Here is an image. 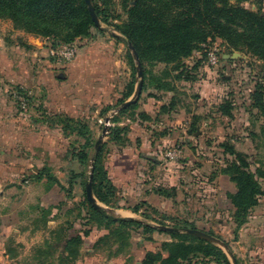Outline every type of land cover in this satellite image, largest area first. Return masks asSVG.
Segmentation results:
<instances>
[{
	"label": "rangeland",
	"instance_id": "374dc122",
	"mask_svg": "<svg viewBox=\"0 0 264 264\" xmlns=\"http://www.w3.org/2000/svg\"><path fill=\"white\" fill-rule=\"evenodd\" d=\"M94 1L100 5V9L106 11L109 23L100 22L104 32L96 30L92 39H78L74 47L78 52L88 45H90L88 49L92 50L99 46L100 50L105 52L109 50L119 62L117 67L119 76L113 82L114 90L107 93L109 97H104L105 104H103V109L106 106H114L116 109L106 116H99L103 109L98 108L96 111L98 117L95 119H92L93 113L89 115L91 117L88 121L92 128L93 139L97 142L102 138V130L105 126L111 130L115 126L123 128L125 123V127H128L126 126L128 122L124 121V118L129 117L130 114L120 117L118 102L128 92L129 84L135 81L134 93L127 101L133 98L140 79L137 77V65L132 52L124 42L116 38L123 37L118 27H123L128 22L127 9L133 5L134 0ZM231 2L234 3V0ZM242 6L254 12L261 10L264 14V0H247ZM15 31L19 30L10 20L0 18V54H8L12 59L17 50H21L24 54L27 52L17 44ZM43 41L41 44L33 43V46L37 48L44 46L45 50L41 51L40 56L52 58L51 41L49 39ZM144 69L147 90L141 93L137 114L143 113L142 109L148 98H154L156 81H161L160 83L171 88L168 91H158V94H163L162 102H166L160 108L169 107L172 102L174 107L171 109L167 107L164 114L162 112L158 114L162 119L154 118L147 125L141 124V128L137 129L139 141L133 139V142L125 146L129 152L125 160H130L129 163L135 166L133 172L136 173L135 186L132 187L136 195L135 199L139 200L142 196L151 197L150 199L154 200L151 206L157 210L154 212L152 207L143 208V212L152 216L153 221L141 215L135 218L151 225H154V221L164 222L167 227L172 228L183 226L187 221L191 222L197 230L205 233L213 232L220 243H227L229 251L235 256L238 264H264V197L251 212L248 223L236 235L233 218L236 209L230 196L237 193V188L230 176L223 173V169L228 168V164L235 160V156L226 152L225 146L242 156L249 164L248 170L254 175L260 168L264 170L262 165L264 111L255 107L251 98V94L258 88L264 94V64L245 53L231 50L224 42L216 39L202 46L190 58L180 63L170 65L145 63ZM0 82L11 92L19 87L6 76H1ZM28 96L29 107H33L34 102L30 94ZM157 97L160 98V95ZM228 104L232 105V117L224 116L220 112L221 106ZM115 118L119 122L114 123ZM141 130L145 132H140ZM109 135L110 131L103 137V144L105 163L107 162L111 171L115 166L113 162L120 154L110 141ZM43 138L42 136L41 142ZM71 142H75V139H71ZM179 151L181 153L178 155ZM91 153L94 155L93 150ZM37 156L39 159L43 158L42 162L46 161V164L52 166V174L60 182L67 183L71 178L69 163L67 161L63 165L58 163L61 160L60 155L53 162L46 155L38 153ZM84 171L89 175L91 167ZM257 180L264 189V179L257 177ZM46 188V181L40 184L30 180V184L27 185L26 195L29 203L25 212L16 219H9L7 223L10 227L13 226V229L27 228L28 231L16 235L21 240L22 249H16L14 242L6 243L15 250L13 254L19 260L3 264H40L35 248L42 246L45 240L51 241L53 238L47 235L48 232L39 231L35 234L29 232L43 225L44 221L41 218L44 210L51 208L47 218L52 220L50 229L56 230L59 223L66 228L69 222L77 221L75 218L79 211L78 206L84 200L83 188H74L70 193L67 192L69 188H66L67 191L54 188L49 194ZM142 188L144 189L140 192ZM160 188L171 192L172 198L157 196L156 199L152 196L155 190ZM119 189H121L119 196H122L125 187ZM7 195L11 196L13 193L7 192ZM7 205L2 204L1 210ZM74 230L82 232L80 222L75 224ZM105 233L103 230L94 229L89 238H84L83 260L91 261L92 264H140L147 252L162 251L163 244L175 242L169 235L159 233L147 235L142 231H133L132 247L120 257L110 258L107 248L89 255L88 251L93 250L97 240ZM224 252L230 264H233L228 252L225 250ZM211 264L216 263L211 262Z\"/></svg>",
	"mask_w": 264,
	"mask_h": 264
},
{
	"label": "trees",
	"instance_id": "16d2710c",
	"mask_svg": "<svg viewBox=\"0 0 264 264\" xmlns=\"http://www.w3.org/2000/svg\"><path fill=\"white\" fill-rule=\"evenodd\" d=\"M247 0H134L133 5L127 9L128 22L123 27H118L123 37H116L127 46L131 44L136 50L142 62L144 82L142 92L147 90L145 63L176 64L190 58L194 52L202 46L209 44L216 39L224 42L227 47L235 52L245 53L252 58L262 61L264 64V14L260 11L254 12L242 6ZM92 5L100 22L108 24L106 11L92 0ZM0 18L10 20L14 27L26 34L49 39L52 49L61 46H74L78 39H92L94 31L104 32L97 28L90 16L85 0H0ZM156 81L157 91H168L165 84ZM135 81H132L124 95L119 100V115L129 117L132 121L147 122L151 119L145 113L136 112L138 103L126 109L123 104L127 102L134 93ZM153 84V85H154ZM27 101L29 107L30 97L22 87H16L11 101L18 111L25 113L20 100ZM255 107L264 111V94L259 88L251 94ZM118 106V105H117ZM168 107V106H167ZM167 107H162L164 114ZM172 102L168 108H173ZM116 109L114 106H106L101 116H106L110 111ZM232 105L221 106L220 112L224 116L232 117ZM119 122L117 118L114 123ZM34 123H38L34 120ZM45 124L51 128L61 127L64 133H77V136L84 140L76 152L70 151L80 166L86 170L93 167V193L97 201L110 209H117L118 191L109 179L108 170L105 166L103 144L100 150H95L96 141L90 132L89 126L83 122H75L70 119L48 116ZM129 127L115 126L110 130V141L119 147H125L130 143ZM226 152L235 156V160L223 169L225 175H229L236 185L237 193L230 196L236 212L233 216L236 224L235 234L248 223L249 216L264 197V189L257 177L264 179V170L261 168L254 175L250 172L249 164L242 156L236 154L228 146ZM94 151V155L91 151ZM93 163L91 164V162ZM264 166V163L262 164ZM80 174H72L69 190L60 186L58 180L51 174V170L45 168L39 170L32 178L35 181L47 180L52 185H59L62 190L68 193L72 191L73 181L81 179V186L84 191V200L78 206L76 222L67 224V227L60 228L53 235V241L47 242L44 249L37 251V260L40 264H75L80 256L84 240L82 236L72 234L75 224L80 222L84 237H89L91 229H103L107 235L100 238L94 245V251L107 248L110 258H118L132 247L133 231H142L143 234L154 233L171 236L175 242L163 244L162 251L147 252L142 264H230L229 258L223 249L211 245L200 238L186 233H167L158 227L166 226L164 222L154 221V225L143 220L116 218L105 209L93 208L86 196V184L90 174L85 171ZM175 191V190H173ZM159 196L166 199L172 198L173 194L165 189L156 191ZM151 208L146 203H141L132 209L138 214L143 208ZM152 211H157L151 208ZM51 208L44 210L41 218L44 223L50 214ZM142 217L152 220L146 212ZM179 230H197L191 222H184L183 226H175ZM209 235L215 237L213 232ZM227 245V243L223 242ZM229 247V246H228ZM110 251V252H109Z\"/></svg>",
	"mask_w": 264,
	"mask_h": 264
},
{
	"label": "crops",
	"instance_id": "0c3cea01",
	"mask_svg": "<svg viewBox=\"0 0 264 264\" xmlns=\"http://www.w3.org/2000/svg\"><path fill=\"white\" fill-rule=\"evenodd\" d=\"M15 33L17 44H20L27 52L24 54L21 50H17L13 59L8 54H0V77H9L16 86L24 88L30 94L34 106L28 107L25 113L18 111L15 104L11 101L13 92L0 82V264L19 260L13 254L15 250L6 243L14 242L16 243V249H22L21 240L16 235L25 233L28 229H13V226L10 227L7 222L9 219H16L25 212L29 203L26 195L27 185L30 184V180L35 181L32 178L34 176L33 172L37 173L39 170L48 168L51 170V174L53 173L52 166L46 164V161L42 162L43 158L39 159L37 154L46 155L52 162L60 155L61 160H57L58 163L63 165L67 161L72 174H80L83 171L80 164L70 156V151L74 152L76 150L77 152L81 145L84 144V140L78 137L77 133L66 134L61 127L51 128L44 121L48 120V116L70 119L75 122L83 121L89 126L90 132L93 134L88 121L91 117L89 115L93 113L92 119L98 117L96 116V111L98 108L100 110L101 108L103 109V104H105L104 97H109L107 93L113 92V82L119 76L117 69L119 62L116 61L114 54L109 50L105 52L100 50L99 46L92 50L88 49L90 46L88 45L84 49H80L73 60L59 62L53 58L40 56L41 51L45 50L44 46L40 48L33 46V43L41 44V41L44 42L40 37L32 36L22 31H15ZM6 64L7 67H5ZM154 90V98H148L142 109L143 113L148 115L151 120L154 118L162 119V116H159L161 114L160 107L166 104V102H162L163 94H158V91ZM34 91L36 94H34ZM156 95H160V98ZM34 120L38 123H34ZM151 120L134 122L130 117L124 118V121L128 122L126 126L130 129V142L139 141L137 129L141 128V124L147 125ZM123 124L125 127V123ZM140 132L145 131L141 130ZM42 136L44 138L41 142ZM71 139H75V142H71ZM116 148L120 155L113 162L115 166L111 171H109L107 162L105 166L108 170L109 179L118 191L119 206L117 209H110L100 204L116 218L137 219L135 217L140 216L143 213V209L138 214L133 213L132 209L141 203L151 206L154 200L150 199L151 197L144 198L143 196L139 200L135 199L136 195L133 192L134 188H132L135 186L134 178L136 173H133L135 166L129 163L130 160H125V156L129 154L127 147L116 146ZM121 154L124 156H121ZM41 163L44 164L41 165ZM61 165L60 169H62ZM143 171L144 173L146 172L145 169ZM55 178L58 180L57 177ZM71 178L67 180V183L59 180L58 182L60 186L69 188ZM44 181L47 182V194L51 193L54 188L61 189L57 184L50 187L49 182L45 179L39 183L41 184ZM81 187V179L73 181L72 190ZM121 187H125V189L123 190V195L119 196L121 192L119 188ZM143 189L139 191L141 192ZM157 190L152 196L156 199L157 196L164 198L156 193ZM7 192H11L13 195L8 196L10 194L7 195ZM5 203L8 205L1 210L2 204ZM51 221L47 219V222L43 223L40 228H34L29 233L48 232L47 235L52 239L55 232L63 227V224L59 223L56 230L50 229ZM74 229L75 227L71 233L82 236L84 240V234L78 231L75 232ZM94 229L103 230L93 227L89 237ZM103 231L106 233L102 237L108 234L107 231ZM15 239L17 240L16 242ZM47 242H50V239L43 242V247L35 248L36 252L39 249H44ZM94 250H89L88 254L92 255L95 252ZM80 253L81 256L75 264H92L91 261L82 259L83 248ZM142 262L143 260L140 264Z\"/></svg>",
	"mask_w": 264,
	"mask_h": 264
},
{
	"label": "water",
	"instance_id": "95a60500",
	"mask_svg": "<svg viewBox=\"0 0 264 264\" xmlns=\"http://www.w3.org/2000/svg\"><path fill=\"white\" fill-rule=\"evenodd\" d=\"M85 3L86 5L88 6V9H89V13H90V16L95 24V26L97 28H101V23H100V20L99 18L97 17L96 15V12H95V9L92 5V0H85ZM128 48L129 50L132 52V55L136 61V69H137V77L138 79H140V83H139V86L137 88V91L136 93L134 94L133 98L127 102H125L123 104V108L126 109L132 105H135L136 103H138L139 99H140V96H141V93H142V90H143V79H144V74H143V67H142V62L140 61V58L136 52V50L134 49V47L129 44L128 45ZM107 122H109V119H107ZM110 129L108 126H105L102 130V138H100L97 142H96V145H95V150L98 152L103 144V137L108 135ZM93 173H94V169L93 167L91 168V171H90V176H89V181L88 183L86 184V196H87V200L89 202V204L99 210V209H104V207L97 201V199L95 198L96 196H94V193H93ZM111 212V211H110ZM161 231H164V232H167V233H177V234H183V233H186L188 235H191V236H194V237H197V238H200L206 242H209L211 243V245H215L221 249H224L225 251L228 252L230 258H231V261L233 264H238L235 256L229 251V247L223 243H220L217 239H215L214 237H212L211 235H209L208 233H205L203 231H200V230H179L177 228H172V227H167V226H161V227H158Z\"/></svg>",
	"mask_w": 264,
	"mask_h": 264
},
{
	"label": "built area",
	"instance_id": "2783aa9c",
	"mask_svg": "<svg viewBox=\"0 0 264 264\" xmlns=\"http://www.w3.org/2000/svg\"><path fill=\"white\" fill-rule=\"evenodd\" d=\"M76 54H77V49L74 46H64L58 49H52L50 51V56L59 62L71 61L75 58ZM15 97H17L20 100L22 108L24 110L27 109L28 106L27 101L19 98L16 95ZM177 153L179 155L181 152L179 151Z\"/></svg>",
	"mask_w": 264,
	"mask_h": 264
}]
</instances>
